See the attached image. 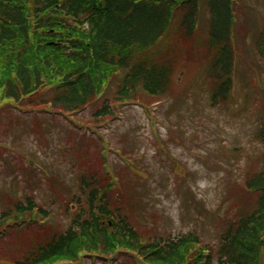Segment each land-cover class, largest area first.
<instances>
[{"label": "trees", "instance_id": "16d2710c", "mask_svg": "<svg viewBox=\"0 0 264 264\" xmlns=\"http://www.w3.org/2000/svg\"><path fill=\"white\" fill-rule=\"evenodd\" d=\"M244 4L245 0H0V105L38 112L50 108L57 123L63 122L59 115L78 117L90 109L89 122L78 120L98 126L112 122L121 106L161 102L174 73L179 68L190 72L192 67L199 75L196 82L210 85L202 93L209 95L211 108L226 105L234 65L243 59L232 38ZM253 49L263 61V25L256 31ZM253 126L256 141L264 146V114ZM84 140L77 137L84 150L73 159L76 168L80 162L83 168L73 197L82 206L79 215L65 230L52 232L50 226L35 225L34 199H9L0 210V264H82L84 259L100 262L128 253L146 264H198L199 239L193 235L142 243L144 233L129 223L131 210L122 195L110 194L113 189L100 167L88 162L91 150ZM166 159L172 161L173 173L183 176L182 165ZM126 183L122 177L121 187ZM237 190L245 195L254 190L255 207L224 226L207 264L258 263L264 244V155L259 169L243 171ZM123 209L129 214L125 216ZM39 214L41 220L48 212L39 207Z\"/></svg>", "mask_w": 264, "mask_h": 264}, {"label": "rangeland", "instance_id": "374dc122", "mask_svg": "<svg viewBox=\"0 0 264 264\" xmlns=\"http://www.w3.org/2000/svg\"><path fill=\"white\" fill-rule=\"evenodd\" d=\"M246 1L247 5L239 14L234 42L238 55L244 59L237 61L234 91L226 106L210 109L208 96L202 91L189 97L188 104L183 103V93L194 85L197 75V71H193L195 67H192L189 73L175 76L177 100L166 108L157 109L152 115L154 126L143 110L136 106L124 108L122 119L103 131L115 150L127 148L130 153L138 152L141 156L147 153V160L143 164L141 162L142 167L135 162L147 174V181L144 185L130 184L126 195L133 210L136 230L146 232L150 237L167 240L194 233L202 244H210L216 241L222 221L231 216L232 207L244 206L241 198L237 202L233 190L241 182L242 175L235 164L241 161L244 167L246 159L255 156L257 148L247 146L249 127L259 115L264 114V61L260 63V71L256 70L252 62L257 59L251 48L253 26L256 22L264 24V0ZM248 68H252L257 81L247 82ZM8 105H0L4 111L2 114L9 117L1 114L0 149L9 152L3 144L15 153L0 152V209L8 199L32 197L51 215L49 225H60L63 229L70 216L78 213V208H74L72 214L64 213L65 202L74 195L72 191L76 192L75 173L67 178L66 171L72 164L74 153L80 154L84 150L76 141L77 137L85 139L84 142L87 140L86 129L82 131V123L70 119L76 131H72V135L62 133L69 131L67 120L62 122L68 124L65 128L42 116L43 129L33 135V129L38 131V116H27L22 120L11 110L6 111ZM91 112L86 110L78 115V119L90 120ZM11 121H14L13 127L9 128ZM151 127H155L157 132L160 142L157 146L153 144L156 139ZM69 136H72L70 143ZM173 138L179 139L180 144L174 143ZM162 142L168 146L165 153L182 163L185 169L183 176H175L168 160L157 154L158 149L162 150ZM112 159L113 165L119 164L117 156ZM38 167L47 173L45 178L39 175ZM139 175L145 179L143 172L131 177L136 181ZM86 264L92 263L87 260ZM116 264L133 263L131 260L129 263L128 256H121ZM261 264H264V251Z\"/></svg>", "mask_w": 264, "mask_h": 264}]
</instances>
